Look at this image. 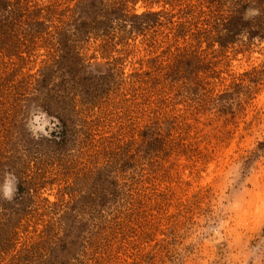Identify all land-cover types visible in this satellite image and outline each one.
<instances>
[{
  "label": "rangeland",
  "instance_id": "1",
  "mask_svg": "<svg viewBox=\"0 0 264 264\" xmlns=\"http://www.w3.org/2000/svg\"><path fill=\"white\" fill-rule=\"evenodd\" d=\"M0 264H264V0H0Z\"/></svg>",
  "mask_w": 264,
  "mask_h": 264
},
{
  "label": "clouds",
  "instance_id": "2",
  "mask_svg": "<svg viewBox=\"0 0 264 264\" xmlns=\"http://www.w3.org/2000/svg\"><path fill=\"white\" fill-rule=\"evenodd\" d=\"M8 195H9L8 192H5V196L8 197Z\"/></svg>",
  "mask_w": 264,
  "mask_h": 264
}]
</instances>
